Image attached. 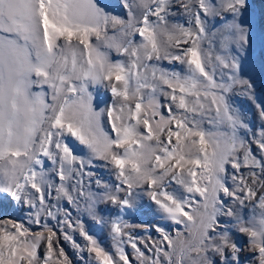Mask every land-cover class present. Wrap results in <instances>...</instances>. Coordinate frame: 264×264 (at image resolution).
<instances>
[{"label":"snow or ice","instance_id":"obj_1","mask_svg":"<svg viewBox=\"0 0 264 264\" xmlns=\"http://www.w3.org/2000/svg\"><path fill=\"white\" fill-rule=\"evenodd\" d=\"M13 206L41 230L0 219V264H74L61 236L83 264H264V0H0Z\"/></svg>","mask_w":264,"mask_h":264},{"label":"rangeland","instance_id":"obj_2","mask_svg":"<svg viewBox=\"0 0 264 264\" xmlns=\"http://www.w3.org/2000/svg\"><path fill=\"white\" fill-rule=\"evenodd\" d=\"M256 3H259V0H255ZM176 21L180 22V23H184L185 19L182 16H178L175 18ZM161 67L165 68V69H169L172 70L173 68H175L176 70H179V65H173L170 64L168 61H163L160 64ZM95 92H98L100 98H102L105 101H108L110 98V94L106 93L105 89L100 87L97 90H94ZM161 100L163 102V97H161ZM238 104L241 105L242 109L247 111V116L249 120H255V123L257 125H259V120L258 118H254L253 116V112L254 109H251L248 103L244 102V98L241 97L240 100L238 101ZM92 171H94L96 173V175L101 178L104 181H111L113 180V177L110 175V173L104 169V168H94L92 169ZM62 205H66V202H61ZM68 210L72 212L73 217L75 218L78 213L76 212L75 208L67 205ZM130 223L132 224H136V225H140L145 223L146 221H158V217H152V216H148V215H143V214H133L132 216H126L125 217ZM0 219H13L16 220L17 222H23L25 224L26 227H30L32 231H39L40 226L35 225V224H31L29 222V218H28V214H27V209L26 208H21L19 206H13L11 208H0ZM81 219L85 220L86 222V226L89 227H93L92 225V221L87 218L86 215L81 214ZM50 224H55L54 221H50ZM134 234L139 235V236H147V235H151L153 238H157V233H155V231H149V232H145L143 228H135L133 229ZM98 234L100 236V239L102 241V243L104 244V246L106 248H109L111 245V240L110 238H108L106 236V233L104 232H99ZM59 235V233H58ZM78 241L80 240V237L78 235H76L75 237ZM240 243L244 244V239L241 238L240 239ZM60 245L64 248V250L66 251V253L69 255V257L74 261V264H83V261L80 260L78 254L76 253V250L72 247V244L68 241H64L63 237H60ZM129 253H131V248H127L126 249ZM244 264H247V261L244 262Z\"/></svg>","mask_w":264,"mask_h":264}]
</instances>
